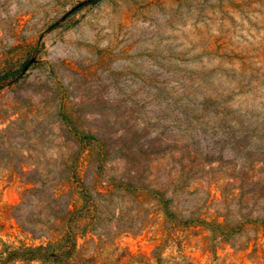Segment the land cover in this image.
Here are the masks:
<instances>
[{"label":"rangeland","instance_id":"1","mask_svg":"<svg viewBox=\"0 0 264 264\" xmlns=\"http://www.w3.org/2000/svg\"><path fill=\"white\" fill-rule=\"evenodd\" d=\"M0 74V264H264V0H0Z\"/></svg>","mask_w":264,"mask_h":264},{"label":"trees","instance_id":"2","mask_svg":"<svg viewBox=\"0 0 264 264\" xmlns=\"http://www.w3.org/2000/svg\"><path fill=\"white\" fill-rule=\"evenodd\" d=\"M28 66H29V64L25 65L24 67L21 68V70H24V69H25L26 67H28ZM17 73H18V72H17ZM17 73H16V74H17ZM16 74H14V75H16ZM0 75H1V74H0Z\"/></svg>","mask_w":264,"mask_h":264}]
</instances>
